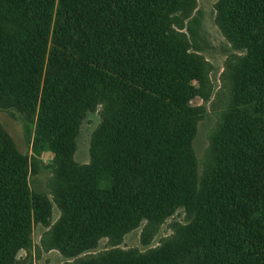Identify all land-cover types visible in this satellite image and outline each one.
Returning a JSON list of instances; mask_svg holds the SVG:
<instances>
[{"label":"trees","instance_id":"1","mask_svg":"<svg viewBox=\"0 0 264 264\" xmlns=\"http://www.w3.org/2000/svg\"><path fill=\"white\" fill-rule=\"evenodd\" d=\"M196 3L0 0V110L36 121L34 149L54 156L56 245L82 253L185 214L155 249L82 264H264V0L216 5L218 28L245 54L229 63L230 97L202 176L192 102L206 64L190 52L196 29L193 42L175 29ZM95 112L91 161L77 167V137ZM36 163L0 124V264H19L50 217V199L29 185Z\"/></svg>","mask_w":264,"mask_h":264},{"label":"rangeland","instance_id":"2","mask_svg":"<svg viewBox=\"0 0 264 264\" xmlns=\"http://www.w3.org/2000/svg\"><path fill=\"white\" fill-rule=\"evenodd\" d=\"M217 3L218 0H197L191 16L186 18L180 26H175L176 31L184 33L191 42L194 37L188 31L189 26L196 29L199 36L195 37V40L199 46V52L193 50L188 43L190 52L199 55L206 64L205 84L199 87L196 82H193V85L201 90L192 102L200 116L192 141L200 176L203 175L210 157L212 135L221 122L224 106L230 97L231 80L227 76L230 69L229 63L235 65L236 57L241 58L245 54L244 51L233 47L218 28ZM0 124L10 134L17 149L29 158L30 163H32V157L37 159L38 163L35 164L34 171L32 170L29 174V185L33 192L45 194L51 202L49 219L34 226L31 234L32 245L19 253V264H82V259L85 261L114 249L149 251L157 248L164 238L172 234L176 222H184L185 214L181 210L162 224L151 227L148 236L142 235L145 228V221H143L140 227H135L121 240L101 238L94 248L82 253L63 251L66 245H56V239L50 235L64 213L57 202L55 192L58 188L55 183L57 173L53 169L54 156L49 150L34 149L36 121H32L28 115L15 109H2ZM99 124L100 118L97 112L87 115L83 121L73 155V161L77 167L89 165L91 143Z\"/></svg>","mask_w":264,"mask_h":264}]
</instances>
